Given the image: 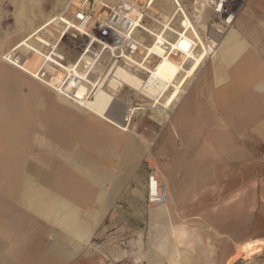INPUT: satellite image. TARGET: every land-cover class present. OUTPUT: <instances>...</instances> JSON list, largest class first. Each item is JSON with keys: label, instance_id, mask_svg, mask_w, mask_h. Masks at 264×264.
I'll use <instances>...</instances> for the list:
<instances>
[{"label": "crops", "instance_id": "1", "mask_svg": "<svg viewBox=\"0 0 264 264\" xmlns=\"http://www.w3.org/2000/svg\"><path fill=\"white\" fill-rule=\"evenodd\" d=\"M192 33L202 39L199 30ZM202 59L198 53L191 65L196 72ZM13 71L0 66V88L14 81L12 92H0V264H113L139 255L147 264H173L175 235L187 233L179 228L195 223L184 225L195 203L205 209L214 175H222L217 189L228 197L224 175L228 179L261 170L264 0L245 2L213 58L190 78L194 83L185 88L174 116L183 146L168 126L155 147L167 201L152 209L146 206L148 167L144 175H134L141 167L135 160L143 153L141 143L123 130L120 111L113 117L95 115L47 87L45 94L56 107H42L41 83L32 76L25 77L34 91L25 97L29 106L23 107L22 76ZM84 114L108 127L78 125ZM50 121L60 126L52 129ZM69 125L109 162L74 149L68 141ZM114 141L125 148L123 160L133 159L117 166ZM107 163L110 167H103ZM233 163L244 169H231Z\"/></svg>", "mask_w": 264, "mask_h": 264}, {"label": "rangeland", "instance_id": "2", "mask_svg": "<svg viewBox=\"0 0 264 264\" xmlns=\"http://www.w3.org/2000/svg\"><path fill=\"white\" fill-rule=\"evenodd\" d=\"M14 2H16V0H0V39L13 40L16 46L19 45V47H25L24 45L29 42L28 37H30V31L26 28L27 23L21 26L18 25ZM74 3L72 0H30L31 11L29 15H33L38 23L41 22V25L47 23V25L57 26L58 22L56 21V18L65 10L72 9ZM204 4L205 0H177V5H174V8L162 9L158 5L157 0H152L150 2L151 11L149 13L152 18L147 24V29L155 32L157 37H161L162 41V43L154 45L153 48L158 53L167 54L163 43L169 41L168 38L182 34L184 31L191 33L192 30H199L200 26L205 27V22L203 20L204 8L202 6ZM159 11H162L169 16L171 19L169 24H163L156 20V15ZM175 19L176 23H174ZM16 46L12 48H15ZM28 47L29 46L25 47L26 51L24 50V52L25 54L28 52L29 55L33 53V49L29 47V51H27ZM14 50L16 49H13V51ZM8 54L9 53L5 54V57H7ZM5 57L4 59H6ZM66 65L63 66L67 69H71L70 63ZM0 66L9 67L11 70H14L22 76L20 94L23 99L28 93L33 91L32 87H29L25 82L26 78L31 80L28 77L32 76L38 81H44L45 79L51 83L53 82L51 86L40 82L42 86H38V98L42 103V107L47 106L51 109L56 107L55 100L48 98L45 93L48 92L47 88L54 91L58 90V82L52 80H54L53 78H56L55 76L61 77L59 73L61 66L57 68L50 65L57 72H54V70L53 72L47 71V77L37 75L38 70H43V66H41L42 68L39 67L37 69L36 74L26 73L23 70L20 72L10 66L8 60L5 62L1 59V51ZM11 85L13 87V84ZM187 85L188 84H182L183 93L185 92ZM126 92L127 91H123L122 94L126 95ZM119 104L121 105V103ZM71 118L72 116L69 117L67 123H71ZM76 122L78 125L97 123L102 124L104 127H108L99 120L91 118L85 114ZM158 124L159 118L152 113H139L134 118L131 125V134L141 143L143 152L140 157H135V160L138 158L137 161H140L141 167L134 175H144L145 165L147 166L148 163L159 169V158L155 153V147L162 132L159 131L160 127ZM49 125L52 129L57 128V125L58 127L60 126V124L53 121H50ZM70 126L71 125L67 128L68 141L70 144L76 146L74 149L86 152L90 156L98 158L100 161L105 160L109 162L108 158H101L103 155H100L98 151H95L81 141V139H78V128L73 125ZM152 128H158L157 133L160 134L159 137L155 138L150 136V130ZM39 129H42L41 126H39ZM35 133L44 134L43 131ZM49 135L52 137H50V139L55 144L60 145L59 139L55 134L49 133ZM114 144L116 146H114V150L119 154L115 162L117 166H120L122 162H127L128 160L133 159L130 157L123 160V154L125 151L123 144L115 141ZM148 148L152 151V154L147 153ZM121 154L122 157H120ZM105 165L110 167L109 163L104 164L103 167H105ZM56 166L58 167V164H56L55 167ZM232 167H237L242 170L244 169V165L238 163H233L231 169ZM260 168L261 170L259 169V173H256V175H229L228 179L225 177L226 175H224V187L226 186V183L229 182L228 197L221 196L220 185L222 182V175H214V179L212 180L213 185L210 190H207L206 203L204 205L205 209L201 210L202 206L195 203L192 206L193 210L190 213V217L184 219L186 220L184 221V225H187V222L195 221V223H191L192 227L190 228L187 226L179 228L186 229L187 233H177L175 235L174 250L176 256L174 257L175 262H173V264H183L186 262L189 264H264V246L261 247L259 253L250 258H245L244 253L240 250L242 244L248 241L264 238V162L261 164ZM135 184L136 177L133 180V185ZM218 185L220 186L219 191L217 189ZM176 245L179 246V248H177ZM139 257L146 259L143 255H139Z\"/></svg>", "mask_w": 264, "mask_h": 264}, {"label": "built area", "instance_id": "3", "mask_svg": "<svg viewBox=\"0 0 264 264\" xmlns=\"http://www.w3.org/2000/svg\"><path fill=\"white\" fill-rule=\"evenodd\" d=\"M246 1L205 0V4L202 5L205 27L200 26L199 29L204 45H199L198 39L193 34L184 31L163 43L167 53L188 56L198 53L202 48L206 52V61H209L215 55L223 37L234 27L239 11ZM147 3L145 0H97L93 5L84 4L75 9L65 10L63 14L66 19L62 16L59 19L60 28L56 31V35L50 38V43L40 41L44 59L42 66L60 67L68 64L69 60L78 58L76 68L80 73H91L96 78L98 86L105 84L109 73L115 67L143 70L144 67L141 64L155 67L156 61L162 57L156 54L150 56L148 49L143 47V43L146 42L143 37L148 35L145 22L152 18L149 15L151 10ZM43 37L47 36L43 35ZM17 53H9L5 60H15L16 63L13 64L22 69L24 55L22 52ZM148 74L143 76L139 91L125 88L126 100L130 102L127 105L126 114L131 111L129 105H132L133 112L135 108L141 107L139 103L150 104L154 101L152 105H155L154 99L156 98L158 102L162 98L164 93L162 88H160V94L153 96L147 94L152 84L157 87L160 84L150 71ZM37 75L47 77L48 72L41 69L38 70ZM69 80L79 84L83 78L74 70H67L63 73V83ZM141 98L146 101H141ZM151 106L146 107L142 112L155 114L150 109ZM140 112L136 111L133 121ZM167 112L170 115L174 114L172 109H167ZM158 126L161 131L163 126L160 123ZM151 130L158 131V128ZM147 166L146 206L152 209L161 203H166V185L160 176L159 169L150 163ZM113 264H147V261L137 256L131 259H120Z\"/></svg>", "mask_w": 264, "mask_h": 264}, {"label": "bare ground", "instance_id": "4", "mask_svg": "<svg viewBox=\"0 0 264 264\" xmlns=\"http://www.w3.org/2000/svg\"><path fill=\"white\" fill-rule=\"evenodd\" d=\"M72 1L73 3L75 2L72 9H75L77 6H82L84 4L93 5L94 2H96L97 0H72ZM145 1L148 2L147 4L149 5V9H150L151 8L150 2L152 0H145ZM157 2H158V5L162 9H172V7L174 8V5L175 6L177 5V0H157ZM14 4H15L16 18H17L18 25L21 26L27 23L26 28H28V31H30V37H28L29 42L26 43L24 46L25 47L29 46L30 48H32L33 53L28 55V52H27L26 53L27 55H26L24 52L25 47H19V45L16 46L13 40L10 41L8 39L7 40L0 39L1 59L5 60L4 57H5V54L7 53L16 54L17 52L18 53L22 52L23 55H25L24 56L25 61L22 65L23 68L21 69V68H18L16 65H14L13 63H16L15 60L8 61L10 63V66L14 67L16 70L20 72L23 70L26 73L36 74L37 69L39 67L42 68L41 66L44 60L43 51L40 48V41H43L44 43H50V38L55 36L56 31L59 30L60 28L59 19L61 18V16L64 19H66V17L64 16L63 13H61L60 16L56 18L57 19L56 21L58 22L57 26L47 25V23H44L41 25L40 24L41 22L38 23L36 18L33 15H29L31 11L30 0H18V1L16 0ZM156 20L163 24H169L171 22V19L169 18V16L162 11L157 12ZM148 22L149 20H146L145 22L146 29L148 28V25H147ZM174 23H176V19L174 20ZM147 32H148L147 37H143L144 41L146 40V42L143 43L144 49L146 48L148 49L147 51L150 53V56L152 54H156L162 57V59L156 61V63L154 64L155 67H150L145 64H141L142 67H144V70H143L140 68L128 69L126 67L118 66V67H115L114 70H112L109 73L105 84L98 86L96 83V78L92 76L91 73L89 74L88 73L86 74L84 72L80 73V71L76 68L75 65L78 59L76 58L73 65H71V69H67L66 68L67 65L66 67L61 66V69L59 72L61 77L55 76L56 78H53L54 80L52 81L58 82L59 87H58V90L56 91L59 92L61 95H63L69 102L76 104L78 106H81L85 108L87 111L95 115H99L102 117H110V116L113 117L115 112L120 111L119 112L121 113L120 125L122 126L123 130H125V132L132 133L130 126L132 124L133 116L134 114H136V111H142V110L145 111L146 107L151 106L154 101L150 104L139 103L141 107L135 108L133 112H132V105H129L131 107L130 108L131 111H129V113L126 114L127 105L130 104V102L129 100H125L126 97L125 95L122 94V92L125 90V88H129L130 90H134V91H139L143 76H148L149 75L148 72L150 71L152 73V76L156 78V80L159 81L160 84H158L159 85L158 87L152 84L149 87L147 94L149 96H153L154 94H160V88L164 90L163 91L164 93L162 94V98L158 100V102H156L157 100L155 98L154 99L155 105H152L150 109L153 111V113H155V115H157V117L159 118V123L163 126L161 128V132H163L166 127L170 126V129L177 135L176 139L179 141V145L183 146V141L180 138V136H178V131L174 123V116L176 114V111L178 110V107L183 103V100L185 98L183 94L182 84H186L188 79H190L191 77H195V74L198 73V69L205 66L206 52L202 48L198 51L199 55L200 54L203 55V59L196 72L195 68L193 69L191 65L195 61V57L198 55V53H193L188 56L176 55V54L170 55L168 53L167 54L158 53L153 47L154 45L158 43H162L161 37L160 38L157 37L156 33L153 31H150L149 29H147ZM42 34L46 35L47 37H43ZM192 34L198 39L197 41L199 45H204L203 38L200 39L194 33ZM14 46L16 47L12 48ZM29 47L27 51H29ZM13 49H16V50L13 51ZM71 62L72 61L69 60L70 64ZM43 69H45L48 72H51V71L53 72L54 70L53 67L50 65H45ZM67 70L69 71L74 70L75 73L82 76L83 81L79 84L71 80L63 83V73H65ZM54 72H57V71L54 70ZM12 79L14 80V77H12ZM194 80L195 78L193 80L191 79L189 80V84L187 85L188 88L194 83ZM39 82L44 83L45 85H49V86H51V84L53 83V82L51 83L49 81H46L45 79L44 81H39ZM13 83L14 81L6 83L5 87L2 86V88H0V92L5 93V94L12 92L13 87L11 84ZM31 87L34 91V87L33 86ZM27 95H28L27 97L29 98V94ZM140 100L146 101L144 98H141ZM118 103H121L122 107L121 106L119 107ZM22 105L23 107H28L29 99H26V98L23 99ZM167 109H172L174 111V114L170 115L167 112ZM150 136L157 138L160 136V134H158L157 131L150 130ZM133 142L135 143V140ZM147 153L152 154V151L148 148ZM160 176H161V173H160ZM262 246H264V238L248 241L240 246V250L241 252L244 253L245 258H250L253 255L259 253L261 251Z\"/></svg>", "mask_w": 264, "mask_h": 264}]
</instances>
